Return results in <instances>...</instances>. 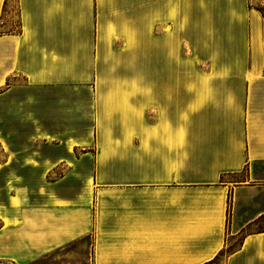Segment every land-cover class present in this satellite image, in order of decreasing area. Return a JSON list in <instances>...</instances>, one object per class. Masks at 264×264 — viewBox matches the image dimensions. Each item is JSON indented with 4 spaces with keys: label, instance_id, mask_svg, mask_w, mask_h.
I'll list each match as a JSON object with an SVG mask.
<instances>
[{
    "label": "crops",
    "instance_id": "crops-1",
    "mask_svg": "<svg viewBox=\"0 0 264 264\" xmlns=\"http://www.w3.org/2000/svg\"><path fill=\"white\" fill-rule=\"evenodd\" d=\"M258 1L0 0L19 27L0 34V103L19 75L85 91L93 121L0 130V264H68L88 239L89 264H216L238 235L219 264H264Z\"/></svg>",
    "mask_w": 264,
    "mask_h": 264
},
{
    "label": "rangeland",
    "instance_id": "rangeland-1",
    "mask_svg": "<svg viewBox=\"0 0 264 264\" xmlns=\"http://www.w3.org/2000/svg\"><path fill=\"white\" fill-rule=\"evenodd\" d=\"M257 3L258 5H264V1H258ZM262 10L264 11V8ZM18 30L17 9L15 3L11 2L6 9L3 23H0V34L16 33ZM10 89V92L0 103V130L32 132L46 128L56 131L85 132L90 131L92 128L90 97L83 90L80 91L69 87H34L28 85L19 75L11 78ZM15 135L18 134H14L8 139L10 146L19 149L21 146L35 145L30 139ZM2 157L3 155L0 153V161L3 160ZM6 180V175L1 171L0 201L5 200L8 193L4 188ZM9 188H11V183H9ZM239 214L240 217L248 219L253 215V212H246L245 209L240 208ZM256 229L264 230V221L259 223ZM241 238L242 235L228 237L225 252L216 264H219V261L223 259L226 253L238 247ZM90 242L88 239L77 248L72 247L70 251L73 252L67 256V263L89 264L86 262V258L89 254Z\"/></svg>",
    "mask_w": 264,
    "mask_h": 264
}]
</instances>
